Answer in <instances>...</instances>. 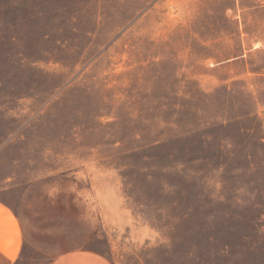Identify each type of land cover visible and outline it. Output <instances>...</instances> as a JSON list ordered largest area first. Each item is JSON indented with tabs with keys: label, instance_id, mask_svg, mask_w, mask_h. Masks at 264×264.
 <instances>
[{
	"label": "rangeland",
	"instance_id": "1",
	"mask_svg": "<svg viewBox=\"0 0 264 264\" xmlns=\"http://www.w3.org/2000/svg\"><path fill=\"white\" fill-rule=\"evenodd\" d=\"M0 199L17 264H264V0H0Z\"/></svg>",
	"mask_w": 264,
	"mask_h": 264
},
{
	"label": "crops",
	"instance_id": "2",
	"mask_svg": "<svg viewBox=\"0 0 264 264\" xmlns=\"http://www.w3.org/2000/svg\"><path fill=\"white\" fill-rule=\"evenodd\" d=\"M25 229L18 213L0 199V264H17L23 255ZM49 264H113L92 249L77 248L61 253Z\"/></svg>",
	"mask_w": 264,
	"mask_h": 264
}]
</instances>
